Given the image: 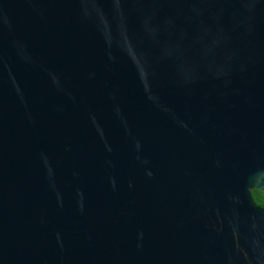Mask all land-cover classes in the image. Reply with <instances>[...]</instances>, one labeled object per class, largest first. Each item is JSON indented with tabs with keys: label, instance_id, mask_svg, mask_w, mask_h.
Returning a JSON list of instances; mask_svg holds the SVG:
<instances>
[{
	"label": "water",
	"instance_id": "water-1",
	"mask_svg": "<svg viewBox=\"0 0 264 264\" xmlns=\"http://www.w3.org/2000/svg\"><path fill=\"white\" fill-rule=\"evenodd\" d=\"M264 0H0V264H264Z\"/></svg>",
	"mask_w": 264,
	"mask_h": 264
},
{
	"label": "trees",
	"instance_id": "trees-1",
	"mask_svg": "<svg viewBox=\"0 0 264 264\" xmlns=\"http://www.w3.org/2000/svg\"><path fill=\"white\" fill-rule=\"evenodd\" d=\"M251 200L258 206L264 207V190L250 189Z\"/></svg>",
	"mask_w": 264,
	"mask_h": 264
}]
</instances>
